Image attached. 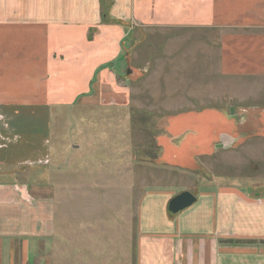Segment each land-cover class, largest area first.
<instances>
[{
	"label": "crops",
	"instance_id": "obj_1",
	"mask_svg": "<svg viewBox=\"0 0 264 264\" xmlns=\"http://www.w3.org/2000/svg\"><path fill=\"white\" fill-rule=\"evenodd\" d=\"M135 27L200 30L224 76H264V0H0V264H264V189H204L178 213L172 192L146 191L136 237L115 240L57 216L49 173L35 182L48 119L38 146L17 119L75 101Z\"/></svg>",
	"mask_w": 264,
	"mask_h": 264
},
{
	"label": "rangeland",
	"instance_id": "obj_2",
	"mask_svg": "<svg viewBox=\"0 0 264 264\" xmlns=\"http://www.w3.org/2000/svg\"><path fill=\"white\" fill-rule=\"evenodd\" d=\"M122 41L75 101L17 119L37 146L48 119V162L31 168L61 190L57 216L135 238L146 191L264 189V76H224L218 38L200 30L135 27Z\"/></svg>",
	"mask_w": 264,
	"mask_h": 264
},
{
	"label": "water",
	"instance_id": "obj_3",
	"mask_svg": "<svg viewBox=\"0 0 264 264\" xmlns=\"http://www.w3.org/2000/svg\"><path fill=\"white\" fill-rule=\"evenodd\" d=\"M128 73H130V69L128 70ZM234 113V108H231V114ZM221 147H227L224 144L219 145ZM197 200V197L195 194L189 191H184L175 197H173L168 205L169 211L172 213H178L192 204H194Z\"/></svg>",
	"mask_w": 264,
	"mask_h": 264
}]
</instances>
